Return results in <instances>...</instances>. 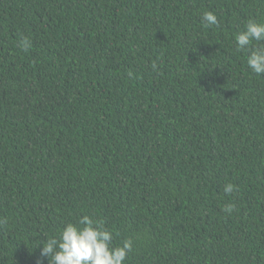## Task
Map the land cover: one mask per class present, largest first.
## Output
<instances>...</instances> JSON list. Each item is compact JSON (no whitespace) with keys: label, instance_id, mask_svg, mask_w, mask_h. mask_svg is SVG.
<instances>
[{"label":"trees","instance_id":"obj_1","mask_svg":"<svg viewBox=\"0 0 264 264\" xmlns=\"http://www.w3.org/2000/svg\"><path fill=\"white\" fill-rule=\"evenodd\" d=\"M249 20L264 0H0V264H50L84 215L124 264H264Z\"/></svg>","mask_w":264,"mask_h":264},{"label":"clouds","instance_id":"obj_2","mask_svg":"<svg viewBox=\"0 0 264 264\" xmlns=\"http://www.w3.org/2000/svg\"><path fill=\"white\" fill-rule=\"evenodd\" d=\"M202 21L209 25L218 24L212 11H205ZM257 42L259 46L253 44ZM237 51L247 52V65L257 75H264V22L249 20L244 29L235 34ZM30 42L25 39L21 47L27 51ZM153 71H159L155 62ZM234 185L226 184L225 193H232ZM224 211L231 212L226 205ZM5 221H0L4 223ZM114 233L104 227V222L91 216H82L77 223H68L58 237L47 238L42 245V255L50 264H124L133 251L134 241L125 239L122 244L113 245Z\"/></svg>","mask_w":264,"mask_h":264}]
</instances>
